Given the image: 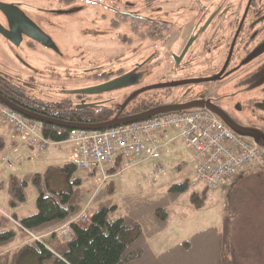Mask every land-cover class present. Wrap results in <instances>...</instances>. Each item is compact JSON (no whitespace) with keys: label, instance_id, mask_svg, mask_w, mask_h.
I'll use <instances>...</instances> for the list:
<instances>
[{"label":"trees","instance_id":"obj_1","mask_svg":"<svg viewBox=\"0 0 264 264\" xmlns=\"http://www.w3.org/2000/svg\"><path fill=\"white\" fill-rule=\"evenodd\" d=\"M130 23L139 38L146 39L154 32L151 27L141 28L138 21ZM108 77L100 74L91 79L102 82ZM153 93L154 90H137L129 95L130 101L123 98V105L105 103L104 108L92 110L82 104L76 106L80 98L87 97L83 94H73L76 102L66 96L58 102L46 103L28 95L25 86L0 75L1 97L31 114L70 124L107 122L121 117L125 107L130 113L153 109L156 106L150 98ZM190 110L195 109L187 111ZM41 128L43 138L53 143L66 141L72 131L50 123H41ZM4 149L5 141L0 136V153ZM79 174L74 164L68 162L47 167L40 173L10 175L0 181L8 207L7 212L0 208V264H144L159 259L169 261L166 264H264V167L253 169L248 177L242 176L237 181L236 184L244 179L247 182L237 194L235 190L221 229L196 233L160 255L150 250L147 239L164 228L169 202L184 193L190 183L173 184L161 196L139 192L115 203L112 198L115 185L110 180L93 194L95 207L88 222L69 223L71 237L60 240L55 230L70 222L86 203ZM29 185L36 191V213L17 217L15 211L25 204ZM204 197L205 193L194 192L191 201L201 207Z\"/></svg>","mask_w":264,"mask_h":264},{"label":"rangeland","instance_id":"obj_2","mask_svg":"<svg viewBox=\"0 0 264 264\" xmlns=\"http://www.w3.org/2000/svg\"><path fill=\"white\" fill-rule=\"evenodd\" d=\"M28 1L33 7L30 10L33 12L29 15L30 18L58 51H50L49 49L52 47L35 43L30 47L24 42L13 47L0 39V74L17 83H24L28 95L46 103L58 102L66 96H71L76 102L73 92L100 85L101 81L97 82L91 79L93 76L109 74L108 78L110 79L113 77L111 73L118 75L122 73L120 70L127 72L135 65L142 66L136 72L138 81L134 86L105 91L98 96H92L90 100L88 99L89 101L105 100L114 97L118 104L123 105L125 101L121 99L122 97L128 102L131 93L156 82L159 75L155 76L156 69L152 65L155 46L149 44L150 42L141 41L132 32L130 19H125L124 15L121 18L112 12L113 10L108 9L109 7L122 9L121 5H127L128 11L140 10L144 14L153 16L155 3L145 10L143 0H94L93 4L89 3L90 0H75L72 4L57 3L55 0ZM163 1L168 2L161 5L162 11L171 10L174 13L176 9L182 10L181 2H190V0ZM126 8L123 7V9ZM182 15L185 17V14L182 13ZM111 18L118 24L109 26ZM167 18L170 19L171 16L168 15ZM170 21L174 22L175 16ZM91 70L93 71L85 73ZM237 135L247 141L253 139L247 134L237 133ZM176 136L177 134L173 131L155 135L157 142L164 138L165 141H168L174 137L171 142L167 143V147L159 148L158 159L139 157L134 165L122 168L119 177L111 178L115 185V194L112 197L115 203H120L122 196L139 192L145 194L147 187L154 188L152 190L156 197L166 194L173 184L190 183L193 176V157L187 145ZM71 144L75 145L64 143L60 146H48L41 154L29 148L5 156L1 152L0 181L10 175L23 176L40 173L49 166L55 167L70 162V155L67 152L69 147L74 148ZM158 165L163 172L156 177V182H143V189L138 190V183L143 178L149 179ZM256 167V163L253 162L242 171L234 182L220 186L215 190L206 189L201 182L195 186L189 184L184 193L177 195L169 202L167 206L168 221L164 228L147 239L150 250L155 255H160L190 240L196 233L209 228L221 229L223 217L230 211V200L235 190L237 194L247 182L246 179H241L243 182L236 184L237 181L242 176L248 177ZM79 173L83 178L82 189L87 196L81 211L87 205V211L91 213L92 208L95 207L92 197L98 190L97 180L99 177H92L88 173ZM194 192L205 193L201 207L194 206L191 201V195ZM26 196L25 204L15 211L17 217L36 213L37 195L31 185L27 187ZM0 207L8 210L4 189H0ZM166 262L169 261L166 260ZM166 262L159 259L156 263L150 261L144 264H166Z\"/></svg>","mask_w":264,"mask_h":264},{"label":"flooded vegetation","instance_id":"obj_3","mask_svg":"<svg viewBox=\"0 0 264 264\" xmlns=\"http://www.w3.org/2000/svg\"><path fill=\"white\" fill-rule=\"evenodd\" d=\"M55 1L72 4L75 0ZM164 2L168 1L143 0L145 10L152 3L156 4L153 16L140 10L128 11L127 5H121L122 9L108 8L130 22H140L145 30L148 27L154 30L140 40L155 46L152 65L156 69L155 76L159 77L153 85L138 91L154 90L150 98L155 107L192 101L210 104L243 130V134L252 135L264 145V0H190L181 2L182 10L176 9L175 13L162 11ZM89 3L93 4L94 0ZM0 5L4 8H0V39L13 47L22 42L30 47L33 43L39 44L28 37V33H34L31 24L40 30L29 16L33 13L29 1L0 0ZM173 16L175 21L171 22ZM113 24L118 22L111 18L109 26ZM51 47L50 51H57L53 45ZM141 67L135 65L127 72L120 70L122 73L118 75L111 73L113 77L99 84L126 76L123 88L132 87L138 81L136 72ZM91 97L80 98L76 106L84 102L85 109L95 110L104 108L105 103L121 105L114 97L89 101ZM124 109L119 118L148 111L130 113L126 107Z\"/></svg>","mask_w":264,"mask_h":264},{"label":"built area","instance_id":"obj_4","mask_svg":"<svg viewBox=\"0 0 264 264\" xmlns=\"http://www.w3.org/2000/svg\"><path fill=\"white\" fill-rule=\"evenodd\" d=\"M0 124L9 125L16 134L27 135L29 143L40 153L54 144L43 138L39 122L26 119L1 104ZM170 130L192 154V186L201 182L214 190L231 182L253 162L257 166L264 165V149L256 140L247 141L234 134L206 108L153 116L102 131L74 130L65 142L76 145L72 160L75 168L80 172L94 173L102 184L110 178L109 171L115 169L117 163L127 167L137 163L139 157L158 159L159 144L154 136ZM61 144L63 142L54 145ZM162 172L158 165L149 179L143 178L138 183L139 188L146 181L155 183ZM89 217L90 212L85 206L69 223L84 225ZM69 223L55 231L57 238L67 240L71 237Z\"/></svg>","mask_w":264,"mask_h":264},{"label":"water","instance_id":"obj_5","mask_svg":"<svg viewBox=\"0 0 264 264\" xmlns=\"http://www.w3.org/2000/svg\"><path fill=\"white\" fill-rule=\"evenodd\" d=\"M0 8L4 10L2 5H0ZM31 26H32V32H34V33L33 34L28 33V37L30 39L34 40L35 42L39 43L42 46L51 47L52 44H51L50 40L48 39V37L46 35H44V33L41 32L33 24H31ZM16 44H18V42ZM126 78L127 77L124 76V77L115 79L113 81L107 82V83H103V84L96 85V86L89 87V88H84V89L82 88L79 91H76V92H73V93L74 94H83V95H86V96H91V95H99L100 93H103L105 91H112V90L121 89V88L125 87L124 85H125ZM152 87H154V86H152ZM0 103L5 105L6 107L16 111L17 113L23 115L24 117H26L28 119H33V120L39 121L40 123H50V124H55V125H59V126H65V127L70 128L71 130H79V129L104 130V129H109V128H115V127H117L119 125H124V124H129V123H132V122L141 121V120H144V119H147L149 117H152V116H155V115H159V114L175 112V111H182V110H187V109H191V108L206 107L207 109L212 110L218 116H220L221 117L220 119L228 127H230L231 129H233L234 131H237L239 133H242V134L244 133L243 130H241L240 128L236 127L230 121L225 119L224 116L214 106H212L210 104H207V103L205 104V103L199 102V101H192V102H188V103L180 104V105H166V106L155 107L153 109H150V110L145 111V112L140 113V114H136V115H132V116L130 115V116H127V117H122V118H114V119L109 120L107 122H103V123L96 124V125L62 123V122H59V121L43 118V117L31 114L29 112H26L25 110H23V109L19 108L18 106L12 104L7 99H5V98H3L1 96H0ZM83 103L84 102H81V104H83Z\"/></svg>","mask_w":264,"mask_h":264},{"label":"crops","instance_id":"obj_6","mask_svg":"<svg viewBox=\"0 0 264 264\" xmlns=\"http://www.w3.org/2000/svg\"><path fill=\"white\" fill-rule=\"evenodd\" d=\"M0 136L4 139L5 141V149L3 151V155L5 156L6 154H10V153H17L18 151L22 150V149H25V148H29V149H33L35 151H37L35 148H33L29 141H28V137L27 135L25 134H16L13 132L12 128L7 125V124H0ZM7 138V139H6ZM174 138V137H173ZM169 139L168 141H165V138L161 141L158 142L159 144V148H165L167 147V143L171 142L172 139ZM9 143V144H8ZM68 143V142H67ZM6 144H8V146H6ZM72 145V144H71ZM74 148L72 147H69L68 149V154L70 155L69 157V161L72 162L73 160V156L75 154V151H76V146L75 145H72ZM75 150V151H74ZM38 152V151H37ZM40 153V152H38ZM41 154V153H40ZM3 156V157H4ZM162 158V156H161ZM68 163V162H67ZM50 167V166H49ZM52 167V166H51ZM91 176V175H90ZM9 177V176H8ZM7 177V178H8ZM93 177V176H92ZM119 177V176H118ZM6 178V179H7ZM4 180V179H3ZM112 181V180H111ZM154 188L152 187H147L146 188V194L147 193H153L154 190H152ZM139 190V189H138ZM123 197V196H122ZM121 197V198H122ZM4 206V205H2ZM21 207V206H20ZM2 210H4V212L7 210L4 209L3 207H0ZM19 208V207H18ZM22 216H26V215H22Z\"/></svg>","mask_w":264,"mask_h":264}]
</instances>
